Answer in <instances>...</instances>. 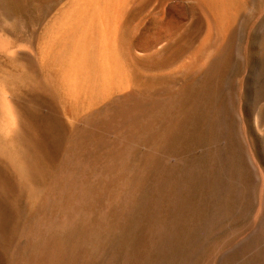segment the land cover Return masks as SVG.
<instances>
[{
	"label": "bare ground",
	"instance_id": "1",
	"mask_svg": "<svg viewBox=\"0 0 264 264\" xmlns=\"http://www.w3.org/2000/svg\"><path fill=\"white\" fill-rule=\"evenodd\" d=\"M58 1L0 0V16L26 26V18ZM172 1L191 6L195 20L175 25L166 43L139 55L132 32L144 17L161 19ZM245 4L69 0L24 47L0 37V51L24 65L0 76V264H92L101 242L124 231L160 150L179 141L202 96L213 99ZM197 31L198 52L174 66L179 43ZM159 71L187 75L173 84ZM217 101L211 102L215 116L224 108ZM147 142L146 148L158 145L136 153Z\"/></svg>",
	"mask_w": 264,
	"mask_h": 264
},
{
	"label": "rangeland",
	"instance_id": "2",
	"mask_svg": "<svg viewBox=\"0 0 264 264\" xmlns=\"http://www.w3.org/2000/svg\"><path fill=\"white\" fill-rule=\"evenodd\" d=\"M65 1L34 14L32 20L26 18L22 27L0 16V37L6 35L24 47L27 38L41 31L39 26L44 29L54 23L69 0ZM245 2L235 25L230 61L222 80L216 81L213 99L197 98L200 107L195 110L200 112L194 113L176 144L160 150L154 169H148V178L140 182L142 192L128 214L124 231L101 242L102 252L90 257L92 264H264V0ZM186 5L172 1L161 19L147 16L139 22L131 35L139 55L166 43L165 36L175 25L194 19L196 12ZM197 32L195 39L190 36V41L188 37L179 43L170 61L174 66L182 57L198 52L202 33ZM149 61L159 63L153 58ZM22 71L20 59L0 51V76ZM166 72L159 71L165 73L161 78L173 84L187 75ZM213 100L224 106L222 112H216L217 117L210 111ZM148 145L134 149L143 156L158 144L146 148ZM129 160L135 165L133 157ZM29 252L28 248L26 254Z\"/></svg>",
	"mask_w": 264,
	"mask_h": 264
}]
</instances>
